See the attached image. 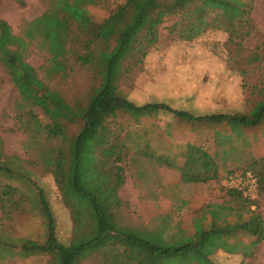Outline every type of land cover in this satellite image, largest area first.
I'll return each instance as SVG.
<instances>
[{"label":"trees","instance_id":"trees-1","mask_svg":"<svg viewBox=\"0 0 264 264\" xmlns=\"http://www.w3.org/2000/svg\"><path fill=\"white\" fill-rule=\"evenodd\" d=\"M48 1L39 16L26 22L21 35L14 33L6 20L0 19V67L18 92L19 111L26 118L23 128L35 140L38 134L44 136L42 142L35 143L46 148L42 160L70 211L72 236L67 242L59 239L54 215L39 189L37 201L46 220L43 241L16 240L0 233V258L17 254L46 256L45 264H99L97 248L111 246L124 248L128 257L134 256L136 250L148 253L147 264H216L211 256L218 250L253 257L264 240L261 202L244 196L240 189L223 183L226 199L200 209L193 219L192 233L180 230L168 233V225L147 229L123 224L118 212L125 202L117 195L125 181L123 162L129 152L178 167L185 183L214 179L220 153L216 149L212 155L186 144L179 152L183 158L180 165L168 155L155 157L146 150L148 141L140 145L145 139L129 134L126 143L120 137L119 114L139 121L151 114L168 112L180 123L213 127L214 143L222 148L223 155L235 149L233 141L240 134L264 127V87L258 89L261 99L245 113L194 114L162 102L136 104L129 100L120 84L128 70L141 65L149 50L159 42L160 29L167 18L189 15L194 17L189 28L193 36L209 28L222 29L228 33L229 42L239 39L238 43H242L254 30L252 4L243 0H125L101 21H96L87 6L97 5L98 0ZM35 41L48 53L53 71L64 75L66 62L72 57L99 80L84 104H70L38 76L35 67L27 61ZM254 55L253 59L258 60L257 54ZM34 107L41 110L48 123H41ZM69 123L80 124L73 135L68 132ZM54 140L57 143L51 146ZM99 146L114 161V184L105 194L107 203L85 186L88 170L81 172L82 159L92 163V150ZM10 159L4 153L0 136V213L7 220L28 199L24 191L10 182L18 174ZM250 171L258 175L257 195L264 193V170ZM233 172L228 171L226 176Z\"/></svg>","mask_w":264,"mask_h":264},{"label":"rangeland","instance_id":"rangeland-1","mask_svg":"<svg viewBox=\"0 0 264 264\" xmlns=\"http://www.w3.org/2000/svg\"><path fill=\"white\" fill-rule=\"evenodd\" d=\"M124 1L98 0L97 5H89L87 9L94 20L101 21ZM243 1L252 4L254 30L242 43H238L239 39L235 43L229 42L228 33L222 29L209 28L193 36L189 31L194 21L192 16L167 18L161 26L159 42L149 50L143 63L132 66L126 78L121 80V87L129 100L136 104L162 102L194 114L245 113L250 110L262 97L258 89L264 87V0ZM48 2L0 0V19L6 20L12 31L21 35L26 22L39 16ZM254 54L258 60L253 59ZM27 61L35 67L46 85L58 90L72 105L84 104L99 84L94 74L72 57L66 62L64 75L53 71L48 53L40 48L37 41L31 45ZM18 105V92L0 67L3 150L10 156V164L18 173L10 182L28 196L24 207L11 219L3 218L0 213V233L16 240L30 238L43 241L46 220L37 201V192L41 189L54 215L57 236L62 242H67L72 236L70 211L61 199L52 173L45 169L42 154L46 148L35 143L42 142L44 136L38 134L35 140L25 131L23 120L26 118L21 116L23 113H20ZM33 111L42 124L48 123L41 110L34 107ZM117 122L121 124L120 137L126 143L129 134L139 140L145 139L140 145L148 141L145 147L151 154L155 157L168 155L178 165L183 162L179 152L185 149L186 144L198 146L212 155L216 149L220 151L216 158V177L197 183L183 182L178 167L162 165L129 152L123 162L125 181L117 191L125 202L118 212L123 224L147 229L168 225V233L177 230L192 233L193 219L200 209L226 199L223 183L228 171L249 168L255 173L264 170V127L250 129L240 134L239 139L234 138L235 149L223 155L222 148L214 143L213 127L180 123L168 112L151 114L139 121L119 114ZM79 127L78 123H69V134H75ZM56 143L54 140L51 146ZM92 151V163L83 158L81 172L88 170L90 181H86L85 186L106 202L105 194L114 184V161L101 146ZM254 199L261 202L264 218V193ZM124 250L113 246L97 248L99 264H147L150 261L148 253L136 250L134 256L128 257ZM46 259V256L21 257L15 254L1 257L0 264H45ZM211 259L216 264H264V240L253 257L245 258L241 254L218 250Z\"/></svg>","mask_w":264,"mask_h":264},{"label":"built area","instance_id":"built-area-1","mask_svg":"<svg viewBox=\"0 0 264 264\" xmlns=\"http://www.w3.org/2000/svg\"><path fill=\"white\" fill-rule=\"evenodd\" d=\"M224 184L240 189L244 196L254 199L257 196L258 178L250 170H238L224 178Z\"/></svg>","mask_w":264,"mask_h":264}]
</instances>
